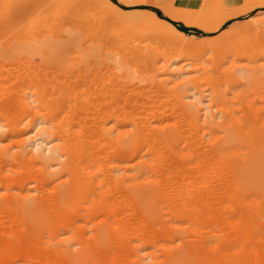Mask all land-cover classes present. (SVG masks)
Masks as SVG:
<instances>
[{"label": "rangeland", "instance_id": "rangeland-1", "mask_svg": "<svg viewBox=\"0 0 264 264\" xmlns=\"http://www.w3.org/2000/svg\"><path fill=\"white\" fill-rule=\"evenodd\" d=\"M254 131L264 0H0V264H264Z\"/></svg>", "mask_w": 264, "mask_h": 264}, {"label": "bare ground", "instance_id": "bare-ground-1", "mask_svg": "<svg viewBox=\"0 0 264 264\" xmlns=\"http://www.w3.org/2000/svg\"><path fill=\"white\" fill-rule=\"evenodd\" d=\"M124 1V0H123ZM133 1V0H132ZM108 4H109V1L107 2ZM116 96V95H115ZM122 97V96H121ZM116 98V97H115ZM118 98H120L119 96H118ZM110 99H112V98H110ZM116 100V99H115ZM118 101H119V99H118ZM145 120V119H144ZM142 122V121H141ZM139 123V122H138ZM140 124V123H139ZM145 125H146V122H145ZM144 126V125H143ZM145 127V126H144ZM229 127V126H228ZM143 128V127H142ZM141 128V129H142ZM232 126H230L229 128H226L227 129V133H226V136L225 137H222V138H225V139H220V141H218V143L215 145L214 144V146H212L211 147V149H212V151L213 150H215V149H217V145L218 146H220V147H225L226 146V144L227 145H229V142H230V144H231V141L233 142L234 140H235V137H236V134H238L237 132H238V130H237V132H236V130H235V128H233ZM237 128V127H236ZM140 129V128H139ZM140 129V130H141ZM240 129V128H239ZM103 130H105V129H103ZM256 131H254L253 132V137H252V139H254V140H260V142H261V140H264V132H256ZM210 149V150H211ZM259 149V150H258ZM258 150V151H257ZM260 150H262L259 146L258 147H256V151H257V153H258V155L260 156H262V151L260 152ZM254 151H255V148H254ZM260 153V154H259ZM194 154V153H193ZM210 154H212V152H210ZM208 155H209V153H208ZM249 159L250 158H247V160L246 159H244L245 160V162H243V166H245V164H249V163H247L248 161H249ZM201 160V159H200ZM247 161V162H246ZM205 163V162H204ZM155 187V186H154ZM148 188V187H147ZM153 189V188H152ZM200 189V188H199ZM198 189V190H199ZM203 189V188H202ZM198 190H196V192L198 193L199 191ZM130 192V191H129ZM153 193V192H152ZM201 196V195H200Z\"/></svg>", "mask_w": 264, "mask_h": 264}, {"label": "water", "instance_id": "water-1", "mask_svg": "<svg viewBox=\"0 0 264 264\" xmlns=\"http://www.w3.org/2000/svg\"><path fill=\"white\" fill-rule=\"evenodd\" d=\"M170 21L173 22V23H175V24L177 23V21H173V20H170ZM179 23H182V22H179ZM185 27H187V26H185Z\"/></svg>", "mask_w": 264, "mask_h": 264}, {"label": "trees", "instance_id": "trees-1", "mask_svg": "<svg viewBox=\"0 0 264 264\" xmlns=\"http://www.w3.org/2000/svg\"><path fill=\"white\" fill-rule=\"evenodd\" d=\"M183 29H185V30H186V28H184V27H183Z\"/></svg>", "mask_w": 264, "mask_h": 264}, {"label": "crops", "instance_id": "crops-1", "mask_svg": "<svg viewBox=\"0 0 264 264\" xmlns=\"http://www.w3.org/2000/svg\"><path fill=\"white\" fill-rule=\"evenodd\" d=\"M237 1V0H236Z\"/></svg>", "mask_w": 264, "mask_h": 264}]
</instances>
